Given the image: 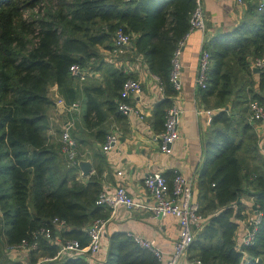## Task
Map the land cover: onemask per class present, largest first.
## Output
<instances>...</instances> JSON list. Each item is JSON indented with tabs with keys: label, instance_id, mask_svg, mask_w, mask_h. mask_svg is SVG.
<instances>
[{
	"label": "trees",
	"instance_id": "trees-1",
	"mask_svg": "<svg viewBox=\"0 0 264 264\" xmlns=\"http://www.w3.org/2000/svg\"><path fill=\"white\" fill-rule=\"evenodd\" d=\"M49 1L43 10V0H0V244L32 240V230L53 217L67 223L60 231L63 238L87 244L86 227L95 218H106L109 207L95 202L102 186L99 171L87 181L78 179V166L67 165L61 141L55 143L47 134L46 108L53 104L48 86L58 84L70 100L74 76L69 65L99 61L94 47L104 44L113 49L115 32L121 28L163 86L164 97L155 104L153 122L161 131L176 93L169 78L171 56L196 5V0ZM254 6L249 19L205 43L210 65L206 86L198 92L203 97L214 94L218 105L232 91L236 100L230 111L219 109L213 114V127L204 138L197 200L206 221L187 255L200 264H264V157L247 120L249 101L264 103V94L253 91L250 67V58L264 56V5L258 9L255 2ZM26 8L37 10L23 18ZM111 75L118 85V99L121 83L130 75L117 68L111 69ZM258 86L264 91V67ZM100 91V86L85 87L84 116L93 111L103 119L94 98ZM109 108L119 110L116 102ZM163 175L171 181L173 170ZM244 194L253 195L262 210L254 243L242 246L245 257L234 240L239 219L245 216L246 206L240 200ZM58 248V243L40 238L38 250L43 253L52 256ZM35 259L32 255L31 262ZM62 264L92 263L78 252L66 255ZM102 264L162 263L153 249L132 235L113 231Z\"/></svg>",
	"mask_w": 264,
	"mask_h": 264
},
{
	"label": "crops",
	"instance_id": "crops-1",
	"mask_svg": "<svg viewBox=\"0 0 264 264\" xmlns=\"http://www.w3.org/2000/svg\"><path fill=\"white\" fill-rule=\"evenodd\" d=\"M256 0H244L237 3L236 0H202V5L206 17L207 36L217 35L224 31L231 30L236 24L244 19H249L252 9L255 8ZM201 45V32L193 29L185 38L181 49L179 60L181 63V88L173 95V101L180 107L178 131L179 138L172 144V152L166 154L159 148L158 140L155 136L159 133L158 127H154V107L155 104L164 97L163 89L159 88L160 79L150 71L143 56L139 54L133 43L122 50L107 48L104 44H96L94 47L96 57L99 61L89 62L84 65L88 71L84 79L76 76L72 78L71 86L74 92L68 100L66 94L58 84L52 83L48 86V95L52 103L46 108L49 118L47 134L55 142L61 141L63 125L68 121L72 122L70 133L76 142V162H72L65 155L67 165L76 164L78 166L77 178L87 181L91 174L99 171L101 183L109 182L112 185L124 184L134 195L136 200L145 203H152V193L144 186L142 179L145 173L150 170H157L161 173L177 169L194 180V198H198V173L200 165L204 159V138L211 130L212 116L219 109L230 111L236 100V93L228 94L226 100L218 105L217 97L212 94L203 97L194 87L196 76V65ZM256 58V57H255ZM250 58L251 76L255 81L253 91L264 94L258 86V76L261 68L255 69L254 59ZM97 59V58H96ZM117 68L131 77L138 79L142 85V92L137 96L129 97V102L134 104L139 110V114L130 112L122 113L117 109L109 108L111 103L117 100L118 85L111 75V69ZM100 86L102 91L94 94L103 112V119L99 120L98 115L91 111L87 117L86 111L87 94L85 87ZM91 91V89H89ZM62 95L67 101H77V109L65 110L55 104L56 95ZM196 106L200 108H210L212 115L195 113ZM230 108V110L228 109ZM249 114V111H248ZM247 120L253 127L257 146L260 137L264 135V119ZM119 131V138L108 150H103L101 145L109 131ZM259 151V147H258ZM261 154V153H260ZM80 160L90 163V171L84 174L80 165ZM122 173L118 174L117 171ZM251 189V186H247ZM240 200L245 204L243 212L245 216L251 212V207L255 203L253 195L244 194ZM105 231L102 238V245L97 253L82 252L86 259L92 264H102L106 258L108 248V236L113 231H123L130 235H140L154 242V247L161 252V263L166 264L172 250L173 244L178 236L179 225L176 217L172 214L155 216L151 211L139 208H129L119 204L114 208H109ZM239 219V224L235 230L234 240L239 243L243 233V223ZM206 221V220H205ZM61 234L56 231L51 239V243H58ZM4 243L3 240L1 241ZM9 244H4L5 253L12 264H40L42 257L50 256L46 253L39 255L34 262H31L32 255L25 254V250L10 252ZM57 260V259H56ZM54 260H49L43 264H49ZM62 264V260H60ZM188 256L180 264H189Z\"/></svg>",
	"mask_w": 264,
	"mask_h": 264
},
{
	"label": "built area",
	"instance_id": "built-area-1",
	"mask_svg": "<svg viewBox=\"0 0 264 264\" xmlns=\"http://www.w3.org/2000/svg\"><path fill=\"white\" fill-rule=\"evenodd\" d=\"M237 3H242L244 0H236ZM257 8L261 9L264 5V0H256ZM199 29L201 32V45L198 54V60L196 65V76L194 79V87L198 90L200 87H205L207 82V73L210 65V53L205 47V43L208 39L206 32V17L202 5V0H196V5L191 11L189 16V27L186 33L181 39H179L175 49L171 56V70L170 81L172 82L176 91L181 88V63L179 56L185 38L188 36L191 30ZM131 36L129 33L118 28L114 36V49L122 50L130 43ZM254 66L258 68L264 67V56L256 57L254 59ZM71 75L80 79H84L88 71L85 67L77 62H73L69 65ZM159 88L163 89L161 82L159 81ZM142 92V85L140 81L134 77L125 78L119 88L118 99L116 100L117 108L122 113L134 112L139 114V110L134 104L127 99L131 96H137ZM55 104L65 110L77 109L79 103L77 101H67L62 95L58 94L55 98ZM249 106V119L250 120H262L264 119V103L258 100H250ZM212 115L213 111L210 108H200L196 106L195 113L197 115L201 113ZM181 113L180 107L173 101L172 104L166 109L164 127L155 136L158 140L159 148L162 152L170 154L172 152V144L179 138L178 123ZM71 121H68L63 125L61 132V151L72 162H76V142L70 133ZM119 138V131H109L101 145L103 150L110 149ZM259 152L264 157V135L260 137ZM118 174L122 171L118 170ZM142 183L152 193L153 202L145 203L143 201L136 200L134 195L127 189L124 184L117 183L112 185L109 182L102 184L101 189L95 199L97 204L107 205L109 208H114L119 204H123L129 208L142 207L151 211L155 216L172 214L176 217L179 232L178 236L173 244V250L166 261V264H180L182 259L188 255V249L192 243L197 231L205 223L206 217L199 211L200 205L198 200L194 198V180L182 173L181 171L174 169L171 181H169L163 173L157 170H150L144 174ZM251 212L242 220L243 233L241 235L240 242L236 246L242 250L243 257L247 254L242 249L243 245H251L255 241L256 230L261 220L262 210L259 208L258 203H253L250 208ZM107 218L98 217L92 220V222L86 227L88 242L86 245L81 246L76 238H59V248L52 256L42 257L41 261L49 260H62L66 255L71 253L89 252L91 254L97 253L102 245V238L105 231V224ZM67 227V223L64 219L53 217L48 224H44L31 232L32 240L25 238L21 239L18 243L8 245L10 252L25 250V254L31 253L39 249L40 238L51 239L56 231L60 233L62 229ZM134 239L143 246L150 247L154 252L161 257V252L154 247V242L150 239L141 237L140 235H133ZM199 259L190 261L189 264H200Z\"/></svg>",
	"mask_w": 264,
	"mask_h": 264
},
{
	"label": "rangeland",
	"instance_id": "rangeland-1",
	"mask_svg": "<svg viewBox=\"0 0 264 264\" xmlns=\"http://www.w3.org/2000/svg\"><path fill=\"white\" fill-rule=\"evenodd\" d=\"M56 1L57 0H53L51 3H56ZM50 5V1L49 0H43V5H42V7H43V10H44V8H45V6H49ZM35 10H37V8H35V9H31V8H26V9H24L23 11H22V17L23 18H28L29 17V15H30V13H33V12H35ZM31 36V35H30ZM29 36V37H30ZM31 38V37H30ZM256 57H262V56H256ZM253 58H255V57H252V59ZM36 254H34L35 255V258H37L38 259V256L39 255H42V254H44L43 252H42V250L40 249V250H37L36 252H35ZM191 253H194V251H192L191 250ZM9 258L7 257V254L5 253V249H4V244H0V263L1 264H9V263H11V261L10 260H8ZM45 262H47V261H43V262H41L40 264H43V263H45ZM60 259H57V260H54V261H52V262H49V264H60ZM20 264H23L22 262H20Z\"/></svg>",
	"mask_w": 264,
	"mask_h": 264
},
{
	"label": "water",
	"instance_id": "water-1",
	"mask_svg": "<svg viewBox=\"0 0 264 264\" xmlns=\"http://www.w3.org/2000/svg\"><path fill=\"white\" fill-rule=\"evenodd\" d=\"M255 69L258 70V67H255ZM78 163H79L83 173L84 174H88L90 169H91L90 163L88 161H86V160H80Z\"/></svg>",
	"mask_w": 264,
	"mask_h": 264
}]
</instances>
